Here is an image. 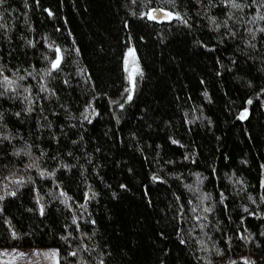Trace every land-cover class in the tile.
<instances>
[{
  "label": "trees",
  "instance_id": "obj_1",
  "mask_svg": "<svg viewBox=\"0 0 264 264\" xmlns=\"http://www.w3.org/2000/svg\"><path fill=\"white\" fill-rule=\"evenodd\" d=\"M5 247L264 264V0H0Z\"/></svg>",
  "mask_w": 264,
  "mask_h": 264
},
{
  "label": "rangeland",
  "instance_id": "obj_2",
  "mask_svg": "<svg viewBox=\"0 0 264 264\" xmlns=\"http://www.w3.org/2000/svg\"><path fill=\"white\" fill-rule=\"evenodd\" d=\"M129 82L133 84L138 72L136 61L127 62ZM0 264H59L57 247L0 248Z\"/></svg>",
  "mask_w": 264,
  "mask_h": 264
},
{
  "label": "water",
  "instance_id": "obj_3",
  "mask_svg": "<svg viewBox=\"0 0 264 264\" xmlns=\"http://www.w3.org/2000/svg\"><path fill=\"white\" fill-rule=\"evenodd\" d=\"M168 16H169L168 13L163 12L161 10H158V11L154 12V14H153V17H155L154 19H156V20H163V19L168 18ZM134 54H135V50H134V47L132 46L131 51L128 54V58L133 56Z\"/></svg>",
  "mask_w": 264,
  "mask_h": 264
},
{
  "label": "snow or ice",
  "instance_id": "obj_4",
  "mask_svg": "<svg viewBox=\"0 0 264 264\" xmlns=\"http://www.w3.org/2000/svg\"><path fill=\"white\" fill-rule=\"evenodd\" d=\"M150 18H153L154 19L155 17H150Z\"/></svg>",
  "mask_w": 264,
  "mask_h": 264
}]
</instances>
